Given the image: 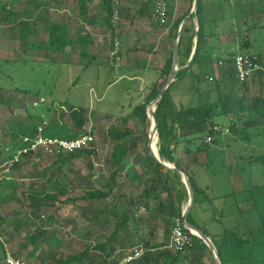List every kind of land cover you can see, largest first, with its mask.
I'll use <instances>...</instances> for the list:
<instances>
[{
	"label": "rangeland",
	"instance_id": "obj_1",
	"mask_svg": "<svg viewBox=\"0 0 264 264\" xmlns=\"http://www.w3.org/2000/svg\"><path fill=\"white\" fill-rule=\"evenodd\" d=\"M72 1L0 0V147H5L12 139L20 137V128L27 119L28 114L34 117L35 124L48 122L51 116L59 118L64 115L68 118L66 121L70 123L72 109L83 107L87 120L84 132L90 131L93 134L95 138L94 146L97 149L95 156L53 165L45 179L43 178V170L49 168L56 160L55 158L41 156L21 170L12 171L8 168L9 165L4 163L1 165L0 179L12 180L18 184L19 188L16 195L7 198V203L0 206L1 215L11 217L12 220L16 218L14 213L19 214L25 225V228L20 230L22 235H25L33 224L35 229V223H38L39 225H45L59 240L58 244H43L36 250L34 256L29 260L37 264H41L38 259L42 256L45 257V252L48 250L68 256L80 252L86 246L95 248L100 245L111 236L116 228V207L118 206V193L121 185L126 183L128 193L134 189L133 194H138L142 189L151 188L152 186V180L143 174V169L147 167L146 163H148L145 162L147 160L143 161V158H149L147 143L151 133L150 123L149 121L143 123L139 119H130L126 124L123 123V119L128 117L133 109L143 102L145 96L149 93L147 90L149 86H146L150 83L143 82L137 86H130L128 85L131 84L128 77L126 80L116 83L118 78L114 76V72L108 64L114 65L113 67L118 69L121 67L122 62L116 64L110 57L111 52L109 55H106L105 52L96 53L101 66H96L98 64L94 60L95 62L86 68V62H76L78 54L71 52V49H66V51H70L69 53H54L48 48V34L45 31L47 20L59 23L67 22L70 26L69 35L71 37H75L78 27L84 30V24L78 26L77 23H73L75 19L82 16L79 15L77 6ZM101 1L96 0V6L93 7L99 6ZM130 1L133 7L139 6L140 0ZM239 1L235 0V2ZM242 2H244L243 6L235 8L233 3V6L227 7L226 20L218 22L217 28L212 25L211 30L214 33L224 30L225 32L219 35V40L221 43L231 45L228 48H223V50L239 53V38L233 30L238 29L240 23L234 19V15L239 16L241 13L247 12V16H244L247 24L241 28L245 32V37L249 38L252 44L249 53L264 55V0H243ZM5 5L8 11L17 14L9 22L5 21L6 13L3 11ZM94 13L93 16H87L90 20L80 19L84 23L88 21L90 23L88 26L91 28L94 27L93 33H99V23L96 25L91 24L93 20L101 22V15L98 11ZM13 20L37 21L39 24L37 37L30 38L26 43L19 42L16 34L11 31ZM119 23L120 21H118ZM166 26H169V19ZM102 28L105 30V26ZM128 29L127 35L131 37L133 29ZM105 34L107 37H104L102 44L103 47L106 46V51H111L110 47L113 42L114 44L118 42L120 51L122 46L123 49L131 47L130 44L128 46L125 44L126 42L121 35L113 36L112 32H106V30ZM177 37L178 33L175 38L172 37L171 48L172 45L175 46ZM129 41H131L130 38ZM123 43L125 45H122ZM155 49L158 51L159 46ZM138 51L140 52L138 55L141 57H152L149 54L151 50L148 46L138 48ZM142 52L146 53L145 56ZM242 53L247 54L248 52ZM70 55H73V58ZM222 55L218 49L213 52L214 57ZM198 74L201 76L200 80L196 79ZM208 75H213L210 64H197L193 67L192 75L189 74L185 80L178 81L176 88H179V91L174 92L173 103L175 107L200 106L215 101V96L208 94V90L212 89L213 86L212 82L205 79ZM98 76L99 82L97 81ZM166 79L161 80L160 89L164 86ZM108 84L112 85L109 90L107 89ZM92 87L95 91H90ZM127 87L129 89L125 91ZM197 90H199V94H196L195 91ZM252 91H259V88L254 87ZM40 98H43L45 103L34 107L32 103ZM59 102H61V106L57 105ZM55 109L57 110L55 111ZM152 112L153 107L149 110V116ZM218 123L223 126L222 131L227 129V127H224V119L218 120ZM125 129H130L133 132L136 148L130 152L131 159L127 160V167L118 174V182L121 181L123 184H120L118 189L116 188L113 196L102 201L64 202L68 197L71 199L84 197L88 191L101 189L110 181V176L116 168L110 164L109 158L113 144L109 135L114 136L117 133H123ZM154 134L151 133V135ZM228 134L225 133L219 137V140H221L219 147L206 152L210 161V175L218 174L216 181H219L221 175H225L226 168L230 166L227 174L231 175L232 180L230 183H224L226 192L223 188L219 189V192L228 194V197L224 196V198L212 200L214 210L208 211L199 207V218L193 212L199 226L207 230L209 236L213 239L214 236L222 235L225 229L243 233L256 230L264 225L263 198L260 194L244 190L250 182L264 185V167L260 164L251 165L247 162H241L238 166L236 163L229 165L230 161L228 162L229 153L243 157L250 155V152L263 154L264 138L231 142L226 137ZM153 138L157 142L156 149L158 150V134L157 138L156 135ZM130 140L131 138L127 137L122 139L121 143L128 145ZM200 141L202 140L196 137L192 146L200 144ZM258 148L261 150H258ZM1 161L2 158H0V163ZM211 177L214 178L213 175ZM33 185L35 187L31 189L30 187ZM61 188L66 189L68 192L67 195L61 198L62 202L46 201L43 193L58 194ZM30 190L37 191V194L34 195L37 203H39L38 210H34L29 206L27 198H31L33 193ZM231 197L236 200L250 199L252 205L250 212H239L236 206L232 207ZM86 207H92L97 211L106 209V213L101 216L98 224H87L85 218L81 217ZM215 212L222 215L220 221L211 219ZM36 213L37 216L35 217ZM50 216L54 218L56 224L53 225L48 222ZM19 219L17 218L15 221ZM11 220L0 226V232L4 230L11 232L13 230L14 220ZM88 232L90 235L87 234ZM86 234L87 236H85ZM129 241L126 240L127 250L133 249L136 245V243L131 244ZM117 243L120 246L122 242L117 241ZM246 252L247 248L240 250L230 247L225 253V258L230 260L228 264H243L240 257L241 254ZM22 259H26V256L24 255ZM142 259L143 257L137 263L140 264L143 261ZM250 262V259H248L247 263ZM207 263L214 264L212 254L209 259L199 256V264Z\"/></svg>",
	"mask_w": 264,
	"mask_h": 264
},
{
	"label": "trees",
	"instance_id": "obj_2",
	"mask_svg": "<svg viewBox=\"0 0 264 264\" xmlns=\"http://www.w3.org/2000/svg\"><path fill=\"white\" fill-rule=\"evenodd\" d=\"M34 1L35 0H31V2ZM156 1L158 0H140L137 10H124L122 12L116 0H102L101 6L104 11V22L108 29L112 31L113 36H117L116 29L118 28V21L120 20V16H122V14L125 18L132 21L144 20L147 18L153 20ZM164 1L166 2L169 10L174 7V0ZM242 1L243 0H240L239 2H235V0H199L197 11L195 14L189 16V22L185 23V26L182 29L177 52V64L182 69L178 72L175 81L164 93L156 110L159 158L162 161L174 164L178 169H181V165L175 157V153L176 147L181 142V138H183L182 141L186 140L187 142L192 141V139H185L189 136H193L195 138L197 137L198 139L200 138L204 141L202 149L207 151L211 144H219V137L223 136L222 131L217 132L213 129L215 126L223 129V126L218 123V120L220 119H224V127L229 129V134L226 135L227 138L239 142L251 141L256 138H264V81L261 77H259L258 81L241 82L237 75L234 61L236 55L241 54L255 57L258 61L264 64L263 54L249 53V50L252 48V44L249 38L245 37V32L241 28L247 24L246 19L244 18V16H247V12L241 13L239 16L236 14L234 15V19L236 21L238 20L240 23V26L237 27L238 29L233 31L238 35L239 50L241 53L222 50L219 44V35L225 31L219 30V32L214 33L211 30L213 28L212 25L217 28L218 22L226 20L227 7H231L233 5H235V8L243 6L244 2ZM72 2L76 4L80 16H87L93 9L96 0H73ZM193 3L194 0H191L190 9L182 18L173 24L172 30H175V32H173L174 38L177 36L183 20L188 17L191 12ZM3 11L6 13L5 21L7 22L11 21L12 18L17 15L12 11H8L6 5L3 7ZM116 16L118 17V21H115ZM195 17L197 19V30L194 25ZM157 25L161 27V29L167 28L165 25H160L158 23ZM11 31L16 34L19 42L26 43L30 38L37 37L39 33V24L37 21L13 20ZM45 31L48 34V48L51 52L64 53L68 47L78 45L81 51L80 59H90L89 62L86 63V68L92 65L94 57H90L88 47L91 43H93V41L88 35L82 36L78 34L77 38L73 40L69 35L70 31L67 25L57 22L53 23L49 20H47ZM195 39L197 40L196 48ZM113 47L114 42L111 44V50ZM194 48L195 51L193 54ZM173 49L171 51V56L166 60L163 68L161 69L159 79L167 78L170 74L173 63ZM215 49H218V51L223 55L214 57L213 52ZM110 52L111 51H109V53ZM242 52L248 53L243 54ZM192 54L193 58L189 63ZM119 56L121 59L124 56L122 51L119 52ZM112 60L115 62L114 59ZM208 63L211 66L213 74V77H211L213 79V86L212 89L208 90V94L211 96L213 94L215 96V101L200 106L188 105L186 107L176 109L171 96V89L173 86L176 85L178 81L183 80L189 74L193 73V67L197 64L201 65ZM108 66L111 67V70L114 69V65L108 64ZM209 78V75L205 77L207 81H209ZM196 79L200 80L201 76L199 74L196 75ZM254 87H258L259 91L253 92L252 89ZM147 90L149 93L145 96L143 102L137 105L128 117L123 119L124 124H126V122L130 119H139L143 123L149 121L147 109L149 105L157 99L161 91L159 88V81H154L149 85ZM70 113V123L66 121L68 118H66L65 115L59 118L51 116L43 129L42 135L48 138L68 140L75 139L81 135L84 132L85 125L87 123L86 116L84 115V109L83 107H74ZM36 124L34 123V117L31 114H28L27 119L20 128V137H18V139H12L5 147H0V158H2L0 167L3 163L5 164L13 159L14 155L20 148V138L26 135L34 136L36 134L38 127ZM178 130L183 133L179 134ZM133 135L134 134L130 129H125L123 133H117L114 136L111 134L109 135L111 137V143L113 144L111 163L116 169L110 176V181L106 185L102 186L101 189L88 191L84 197H80L78 199H71L68 197L64 202L75 203L79 200L85 202L94 200L102 201L113 196L118 184V174L123 171L122 162L124 158L136 148V141ZM208 136L213 138L211 144H207L205 142V138ZM127 137L131 138L129 144L125 145L121 143V140ZM153 144L154 138L151 149ZM7 149H9V151H7ZM96 154L97 149L94 146V143L90 147L74 151L70 155L61 154L55 158L56 160L49 168L43 170V178L45 179L47 177V174L53 165L85 159L95 156ZM148 159L152 163L154 169V178L151 181L152 186L150 189L143 191L139 201L133 200L128 203L130 205L133 204L135 210H140L141 207L145 208V210H150V196L155 197L159 194L166 193L169 198V204L162 202V204L158 206L159 213L168 214L170 218H174V220L175 218H182L181 209L175 208L173 205L174 203L170 198L171 196H175L180 206L184 203V201H187L188 194L185 185L182 183L180 173L166 170L155 163L153 159ZM34 160L35 158L28 156L22 159L20 163L8 166V168L12 171L21 170L24 167H28ZM236 160L238 165L241 162H247L251 165L260 164L264 167V153L255 154L251 152L250 155L246 157H237ZM161 171L165 172L164 179L162 178ZM189 179L194 191V201L192 209L187 214L186 221L188 224L202 231L207 237H210L207 230L199 226L193 212L196 207L204 208L205 206H208L206 209L208 211L214 210L212 207L213 201L206 197V195L197 187L194 180L190 177ZM32 187L35 186L33 185L30 188L32 189ZM250 190L256 194H260L264 200L263 184L257 185L250 183ZM18 192L19 188L17 183H14L12 180L7 181L6 179H0V206L6 204V199L11 198ZM31 193V198H27L29 206L34 210H38L39 203H37L34 195L37 194V191H31ZM67 194V190L61 188L58 194L43 193V196L46 201L62 202L61 198ZM131 211V209H127L120 217H118V223L116 224V228L111 236L95 248L86 246L80 252L68 256L57 254L48 250L45 252L46 256L39 257L38 260L41 264H117L123 257V253H119L116 248L117 232L130 227L131 222L129 214ZM105 213L106 209H100L97 211L92 209V207H86L81 217H83V219L85 218L90 223L98 224L99 219ZM14 215L16 216L15 219H20L17 221L12 219L14 220V223L12 222L13 232L8 230L0 232V264H7L6 256L8 253L17 259H22L25 255L26 259L22 260L32 262L29 259L34 256V253L41 245L59 243V240L54 233L50 232L45 225H39L38 223H35V229L33 228V224L27 233L22 235L20 230L25 228L23 223L24 220L22 217H19V214L17 213H14ZM36 216L37 213L35 217ZM9 220H11V217L2 216L0 213V226L7 224ZM48 222L53 225L56 224V221L51 216L48 218ZM145 224L146 220L140 219L136 220L132 227H134V229L137 230L138 235L141 236ZM186 232L189 234L188 231ZM190 236L192 239L191 246L185 247L183 250L177 252L165 248L154 255L150 254V252L146 253L149 250V242L141 239V242L144 243V246H142L144 255L142 259L143 261L140 264H199L197 253L209 251V249L200 238L194 235ZM125 241L126 240H123V243H125ZM212 242L215 245L222 264H228L230 261L225 258V253L230 247L240 250L247 248V252L241 254L240 257L243 264H250L252 262L254 264H264V225L260 226L256 230L245 231L243 233H237L233 230L225 229L222 235L212 239ZM248 259H250V263H247Z\"/></svg>",
	"mask_w": 264,
	"mask_h": 264
},
{
	"label": "crops",
	"instance_id": "obj_3",
	"mask_svg": "<svg viewBox=\"0 0 264 264\" xmlns=\"http://www.w3.org/2000/svg\"><path fill=\"white\" fill-rule=\"evenodd\" d=\"M175 4L174 7L171 9L170 11V16H169V26L165 29H161V27H159L154 21L150 20V18L144 19V20H129L127 18H125L122 14V16H120V23L118 24V28L116 29V35L119 36L121 35L122 39L126 42H124L125 44H127V46L130 44V48H126L123 49L122 46V54L124 55L122 57V64L121 67L116 69L114 68L112 70V72H114V76L117 77L118 79L116 80V83L118 81L121 80H126V78H129V82L131 84H128L130 86L132 85H139L142 84L143 82H149L150 84L154 81H159V84L161 82L162 79L160 78L161 75V69L163 68L166 60L171 56V51L174 48V45H172L171 48V41H172V37H173V32L174 30H172V26L173 24L179 20L180 18H182L187 11L190 9L191 7V0H174ZM116 2L118 3L119 7L121 8L122 12L125 11H135L138 9L139 6L133 7L130 4V0H116ZM96 6V5H94ZM186 7V9H185ZM78 11V8H77ZM97 11L99 12V14L101 15V22L97 21V20H93L91 25H96L99 23V33H93L95 29L91 28L90 26H88L90 23L88 21H85V23L80 19V18H85L86 20H90L87 16H82L79 17L77 19H75V21H73V23H77L78 26L84 24V30H82V28L78 27V29L76 30L75 33V37H71L73 40H75L79 35L85 36L88 35L91 40L93 41V43H91V45H89L88 47V51L90 53V57H94L92 63H97L98 65L96 66H101L99 65V58H97L96 53H104L106 55H109L108 51H106V46L103 44L102 42H104V37H107V35L105 34V30L106 32H112L110 29H108V27L106 26L105 22H104V11L102 9L101 4L97 7H93V9L91 10L89 16H93V14H95L94 12L97 13ZM180 13V14H179ZM187 21L186 23H188V18L186 17ZM96 19V18H95ZM55 23V22H53ZM59 23V22H57ZM60 24H65L69 27V31H70V26L67 22L65 23H60ZM72 24V25H74ZM103 26H105V30L102 28ZM80 28V29H79ZM128 28H132V36L128 37L127 32H128ZM70 34V33H69ZM129 38L131 41H129ZM101 42V43H99ZM122 45H125V44ZM221 49L223 50V48L225 47H229L231 44H224V43H219ZM156 45V46H155ZM145 46H148L149 49L151 50L149 54L152 55V57H141L140 55H138L140 52L138 51V48H144ZM159 46L158 51H156V47ZM153 47H155L153 49ZM226 48V49H227ZM71 49V50H70ZM68 50H70L71 52L78 54L77 56V61L78 63H83V62H89L90 59H80V48L78 47V45H74L71 47H68ZM70 51H66L67 53H69ZM194 51V50H193ZM228 51V50H227ZM149 52V51H148ZM126 54V55H125ZM143 56H145L146 53L142 52ZM69 55V54H68ZM73 58V55H70ZM132 56V57H131ZM108 58V57H107ZM154 61H153V60ZM75 60V59H74ZM153 63V64H152ZM86 65V64H85ZM107 66V65H105ZM111 68V67H110ZM116 74V75H115ZM192 75V73L190 74ZM209 77H213V75H209ZM186 78V77H185ZM185 78L183 80H185ZM181 80V81H183ZM97 81L99 82V76L97 77ZM150 84H148L146 87H148ZM127 85V86H128ZM111 84H108L107 89L109 90V88L111 87ZM129 86V87H130ZM177 85H174L173 88L171 89V96H172V100L174 102V92L175 91H179V88H176ZM129 87H127L125 89V91H128L127 89H129ZM112 88V87H111ZM131 88V87H130ZM94 90L93 87L90 89ZM95 91V90H94ZM196 94H199V91H195ZM61 102H59L57 105H60ZM174 104V103H173ZM54 105L56 106V104L54 103ZM175 106V104H174ZM176 108V107H175ZM181 108V107H180ZM179 109V108H176ZM57 109H55L56 111ZM40 123L39 122L36 124V126H39ZM179 134H182L183 132H181L180 130H178ZM183 138H181V142L178 144V146L176 147V155L175 157L177 158L178 162L181 165V169L183 171H185V173L188 175V177H190L192 180L195 181L197 187L206 195V197L210 200H217L219 198H224V196H227L228 194L224 193V192H219V189H222L226 192V187L224 186V183H230L231 179V175L227 174V170L229 171L230 166H228L226 168V173L225 175H221L219 181H216L217 179V175L218 174H212L214 176V178H212L210 175V161L208 158V155H206L207 151H210V149L212 148H217L221 145V140H219V144L216 145H210L209 149L206 151L204 149H202V145L204 141H200V144L194 145L195 141V137L193 136H189L185 139H192V141L187 142L182 141ZM229 141L231 142H239V141H234L233 139L228 138ZM258 150H261L260 148H258ZM251 153V152H250ZM255 153V152H254ZM131 155L128 154L127 157L124 158L123 162H122V167H123V171L124 169L127 167L126 162L128 159L130 158ZM237 157H241V156H237L235 154H228V162L229 165H233L236 163V165L238 166ZM149 158H151L149 156ZM110 164L111 163V154H110ZM147 160L145 162L147 164V167L144 170L143 174L147 175V178H150L151 180L154 178V174H153V166L152 163L149 161V159L147 158H143V161ZM165 162V161H164ZM174 165V164H172ZM113 166V165H112ZM227 174V175H226ZM161 175L162 178H165V172L161 171ZM181 175V174H180ZM143 176V175H141ZM146 177V176H145ZM182 177V176H181ZM216 179V180H215ZM183 183V181H182ZM251 183V182H250ZM250 183H248V186H246V188L244 190H250ZM120 184H123V182H118L117 184V189L120 187ZM152 184V182H151ZM184 184V183H183ZM146 189H150V187H146L144 189H142L140 191V193H136L133 194L134 189H132V192L127 191V186L126 183H124L123 185H121L120 189H119V193H118V206L117 211H116V219H117V223H118V217H120L122 215V213L127 210V209H131V213L129 214V218H130V227H127L126 229H122L120 231L117 232V241H121L122 243L119 244L116 242V248L118 249L119 253H123V257L126 253H128L130 250H127V245H126V241L125 243H123V240H130L129 242H131V244L136 243V245L133 248H136L138 246H144V243L141 242V239H143L144 241H148L149 242V250L146 253H149L154 255L156 253H159L160 251H162L165 248L169 249V244L171 241V229L174 223V218L171 219L170 216L168 214H160L159 213V207L160 204L166 203L169 204V198L168 195L166 193H162L159 194L158 196H150V202H149V206H150V210H145V208L141 207L140 210H135L133 204H129L130 201H139L141 194L143 193L144 190ZM116 190V189H115ZM160 192V191H159ZM224 193V194H221ZM188 194V193H187ZM112 197V196H111ZM228 197V196H227ZM226 197V198H227ZM173 201V205L175 206V208H179L182 211V214L184 213V210L186 209L187 205H188V198L187 201H184L183 204L178 203L177 199L175 196H171L170 197ZM231 201V206L234 207L236 206V209L239 212H246L252 209V205L250 204V199L249 200H245V199H239L236 200L233 197L230 198ZM129 202V203H128ZM213 205V203H212ZM214 206V205H213ZM208 206H205L204 208L207 209ZM203 208V207H202ZM195 215L198 217L199 216V207H196L194 209ZM223 213V212H222ZM194 215V216H195ZM199 218V217H198ZM215 218L217 221L222 219V215L219 214L218 212H215V214L211 217V219ZM146 220V224L143 228V232L142 235H138L137 230L134 229V227H132V225L135 224L136 220ZM196 219V217H195ZM86 223L89 224L90 222H88L85 219ZM197 223L198 220L196 219ZM91 224H96V223H91ZM199 224V223H198ZM87 234L90 235V233L88 232ZM87 234L85 236H87ZM214 237H218V236H214ZM212 241V237H209ZM215 239V238H214ZM130 244V243H129ZM119 246V247H118ZM132 250V248H131ZM144 255V253H143ZM199 256L200 257H204L205 259H209L211 256V252L210 251H202V252H198L197 253V258H198V263H199ZM139 261V260H138ZM133 264H138L137 261ZM209 264V263H207Z\"/></svg>",
	"mask_w": 264,
	"mask_h": 264
},
{
	"label": "built area",
	"instance_id": "obj_4",
	"mask_svg": "<svg viewBox=\"0 0 264 264\" xmlns=\"http://www.w3.org/2000/svg\"><path fill=\"white\" fill-rule=\"evenodd\" d=\"M169 19V9L164 0H158L155 3L153 21L160 25H167ZM115 21H118V17H115ZM197 30V27H196ZM120 46L118 42H115L113 49L111 50L110 57L115 60L116 64L121 62V57L119 56ZM235 66L237 75L241 82H252L258 81L259 77L264 81V64L258 61L255 57L250 55H241L237 54L235 59ZM221 65V64H220ZM209 81L212 82L213 79L210 77ZM45 103L43 98H40L38 101H34L32 105L37 107L39 104ZM47 122H42L37 127L36 134L26 135L20 138V148L17 153L14 155L13 159L9 162H6V165L12 166L14 164L20 163L25 157H32L38 159L39 157H51L57 158L59 155H70L74 151L82 150L90 147L94 142L95 138L90 131L83 132L75 139H54L44 137L42 135L43 129L46 126ZM214 131H222L218 126L213 127ZM229 133L227 128L225 131H222V135ZM213 138L208 136L205 138L207 144L212 143ZM9 151V149H7ZM188 231L189 234L186 232ZM190 235H194L193 232L187 229L185 221L182 218H175L172 229H171V241L169 244V249L177 252L183 250L185 247L192 245V239ZM143 248L138 246L133 248L128 253L121 258L117 264H133L136 261L140 260L143 257ZM7 264H37L33 262H26L22 259H17L11 254L6 256Z\"/></svg>",
	"mask_w": 264,
	"mask_h": 264
},
{
	"label": "water",
	"instance_id": "obj_5",
	"mask_svg": "<svg viewBox=\"0 0 264 264\" xmlns=\"http://www.w3.org/2000/svg\"><path fill=\"white\" fill-rule=\"evenodd\" d=\"M198 3L199 0H194L193 6H192V10L189 13L188 17L191 16L192 14H195V12L197 11L198 8ZM187 21V18H185L180 26V29L178 31V37H177V41L175 43L174 49H173V63H172V69L170 71V74L168 75L166 82L164 83V86L162 87L157 99L155 101H153L151 103L150 106H153L154 110H153V117H154V127L156 130V133L158 134V130H157V115H156V110L158 107V104L160 102V100L162 99L164 93L166 92V90L171 86V84L175 81V78L178 74V72L182 69L180 67H178L177 64V52H178V44H179V39L181 36V32L183 27L185 26V23ZM194 25L197 27V19L196 17L194 18ZM197 45V40L195 39V48ZM194 48V51H195ZM193 51V54H194ZM193 54L191 56V59L189 61V63L191 62L192 58H193ZM148 111V109H147ZM148 149H149V156L151 157V159H153V161H155V163H157L158 165H160L161 167L165 168L166 170H171L173 172H178L181 174L182 176V181L186 187L187 193H188V205L186 207V209L184 210L183 213V220L185 221V225L187 227V229L191 230L194 234V236H197L198 238H200L205 245L208 247L209 251L211 252L213 259H214V264H222L221 259L217 253V250L215 248V245L213 244V242L211 241V239L209 237H207L202 231H200L199 229L193 227L192 225L188 224L186 221V217L187 214L190 212V210L192 209L193 206V201H194V191H193V187L191 185L190 179L188 177V175L185 173V171H183L182 169H178L175 167V165H172L170 163L164 162L159 158L158 155V150L156 149V151L151 149V142L148 139Z\"/></svg>",
	"mask_w": 264,
	"mask_h": 264
},
{
	"label": "bare ground",
	"instance_id": "obj_6",
	"mask_svg": "<svg viewBox=\"0 0 264 264\" xmlns=\"http://www.w3.org/2000/svg\"><path fill=\"white\" fill-rule=\"evenodd\" d=\"M153 106H150L149 108H148V111H147V115H148V119H149V122H150V125H151V127H150V129H151V133L153 132V134L154 135H150L149 136V141L151 142V145H152V141H153V137L156 135V138H157V133H156V130H155V127H154V117H153V112H152V114H151V116H149V110L152 108ZM157 140H158V138H157ZM156 144H157V142L156 141H154V144H153V149H154V151H156ZM150 145V146H151ZM152 149V150H153Z\"/></svg>",
	"mask_w": 264,
	"mask_h": 264
}]
</instances>
